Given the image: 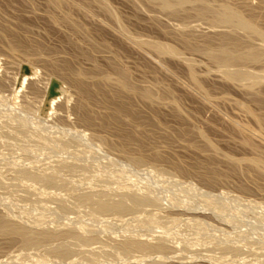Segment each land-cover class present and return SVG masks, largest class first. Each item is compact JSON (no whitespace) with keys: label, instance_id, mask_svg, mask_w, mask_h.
<instances>
[{"label":"rangeland","instance_id":"1","mask_svg":"<svg viewBox=\"0 0 264 264\" xmlns=\"http://www.w3.org/2000/svg\"><path fill=\"white\" fill-rule=\"evenodd\" d=\"M104 1L0 0V219L61 231L1 232L0 264H264V0ZM130 191L157 202L76 201Z\"/></svg>","mask_w":264,"mask_h":264},{"label":"bare ground","instance_id":"2","mask_svg":"<svg viewBox=\"0 0 264 264\" xmlns=\"http://www.w3.org/2000/svg\"><path fill=\"white\" fill-rule=\"evenodd\" d=\"M61 0H53V2L54 3H59ZM184 0H176V2H178V3H182ZM103 2V1H102ZM104 2H106V0L104 1ZM107 3V2H106ZM173 3H172V1H170V0H165L164 1V5L165 6H169V5H172ZM59 6V5H58ZM224 16V18L223 17H221V18H223V21H225V22H228V23H232V24H234V25H237V24H240V26L241 25H244V28H245V26H246V21L245 20H238V21H230V19L229 18H231V16H236V14L234 13V12H229V11H225V15H223ZM236 22H237V24H236ZM74 24V23H73ZM248 28V27H247ZM76 30V29H75ZM252 30H255V29H253L252 28ZM126 37V36H125ZM132 41V40H131ZM155 42V41H154ZM153 43V42H152ZM159 43V42H158ZM150 44H151V42H150ZM155 44V43H154ZM157 45H159V44H156V46ZM161 45V44H160ZM166 45V44H165ZM158 47V46H157ZM161 47V46H160ZM160 47H158V48H160ZM170 47V46H169ZM164 48V47H163ZM166 48V47H165ZM157 49V48H156ZM168 49V48H167ZM171 49V48H170ZM160 50V49H159ZM223 50V49H222ZM164 51H166L167 52V50H164ZM165 52V53H166ZM175 53H176V51H174ZM223 52V53H222ZM221 53L222 54H224V55H221L220 53V55H219V57L217 58L219 61L218 62H221V63H223V65H225V66H227V69H228V66L229 65H231L232 63H234V62H236V53L235 54H230V53H228L227 51H225V49L222 51ZM225 52H226V56H225ZM171 53V52H170ZM172 54V53H171ZM175 56V55H174ZM177 56V55H176ZM215 56V57H216ZM254 55H252V57H253ZM239 58H238V60H242L245 56H238ZM252 57H250L249 56V58H252ZM255 57H257V56H255ZM258 58V57H257ZM255 59V58H254ZM243 61V60H242ZM10 62V61H9ZM238 63V62H237ZM240 64V63H239ZM219 65V64H218ZM223 65H221L222 67H223ZM237 65V64H236ZM242 65V64H241ZM221 66H220V69H221ZM233 66V65H232ZM16 67H17V65H16ZM235 70V69H234ZM249 70V69H248ZM248 70H244V68L243 69H238V70H235V71H231V70H227V76L229 77V78H231V79H238V80H240L241 78H244L245 80H246V78H247V80H252V81H255L256 80V75L253 73V72H250V71H248ZM16 71V70H15ZM225 71V70H224ZM120 72V71H119ZM75 73V72H74ZM77 73V72H76ZM121 74V73H120ZM125 73H123V75L121 74L118 78H119V86H121L122 88H131L130 86L131 85H129V83H128V81H127V78L125 77V75H124ZM108 75V74H107ZM258 75V74H257ZM77 76V75H76ZM79 76V75H78ZM106 76V75H105ZM193 77H194V75H192ZM261 76V75H260ZM109 77V76H108ZM81 78V77H80ZM107 78V77H106ZM105 78V79H106ZM117 78V79H118ZM249 78V79H248ZM24 79V78H23ZM76 79V78H75ZM74 79V80H75ZM116 79V80H117ZM258 80H259V75H258V78H257ZM109 81H110V79H108ZM22 81H24V80H22L21 79V81L20 82H22ZM33 81V80H32ZM82 81V80H81ZM80 81V82H81ZM19 82V83H20ZM79 82V83H80ZM34 84V83H33ZM82 84V83H81ZM78 86V85H77ZM79 88H81L80 90L82 91V93L87 97V96H91L90 94H88V91L83 87V85L81 86V85H79L78 86ZM135 89V88H134ZM132 90V89H131ZM200 93V92H199ZM141 94H143V96L145 97V98H148V99H151L152 97H153V95H154V93H153V91H151L150 89H145ZM8 116V115H7ZM34 117V116H33ZM10 122V121H9ZM17 123V122H16ZM6 125V124H5ZM12 125V124H11ZM20 125V124H19ZM36 127V126H35ZM51 128V127H50ZM19 129V128H18ZM25 129V128H24ZM17 130V129H16ZM40 130V129H39ZM50 130V129H49ZM7 132V131H6ZM34 132V131H33ZM59 132V131H58ZM8 133V132H7ZM6 133V134H7ZM5 134V135H6ZM33 135V134H32ZM53 135V134H52ZM257 135V134H256ZM24 136H25V134H24ZM43 136V135H42ZM65 136V135H64ZM260 136H262V135H260ZM23 138V137H22ZM41 138H43V137H41ZM40 138V139H41ZM61 138V137H60ZM64 138V137H63ZM1 140V139H0ZM24 140H25V138H24ZM29 140V139H28ZM44 140V139H43ZM46 140V139H45ZM262 140V139H261ZM70 141V140H69ZM10 142V141H9ZM34 142V141H33ZM25 143V142H24ZM29 143V142H28ZM80 146V145H79ZM1 147V146H0ZM24 149V148H23ZM25 151V150H24ZM132 158V157H131ZM132 160L134 161V163H139V164H142L144 161H143V157H136L135 156V158H132ZM258 160V159H257ZM256 160V161H257ZM262 160V159H261ZM260 160V161H261ZM20 161V160H19ZM260 161H257V162H260ZM119 162V161H118ZM255 162V161H254ZM116 163V162H115ZM124 164V163H123ZM259 164V163H258ZM264 164V163H263ZM14 165H16V164H14ZM140 166V165H139ZM264 166V165H263ZM126 167V166H125ZM22 170V169H21ZM20 171V170H19ZM89 171V170H88ZM6 172V171H5ZM22 173V172H21ZM27 173H29V172H27ZM18 174V173H17ZM31 173H29V175H30ZM19 175V174H18ZM28 175V176H29ZM6 176V175H5ZM17 176V175H16ZM31 176V175H30ZM54 176V175H53ZM84 176V175H83ZM18 177V176H17ZM32 177V176H31ZM49 177V176H48ZM47 177V178H48ZM51 177V176H50ZM44 178V177H43ZM54 178V177H53ZM7 179V178H6ZM36 179V178H35ZM50 179V178H49ZM49 179H47V180H49ZM52 179V178H51ZM50 179V180H51ZM85 179V178H84ZM53 180V179H52ZM51 180V181H52ZM55 180V179H54ZM54 180H53V182H54ZM3 181V180H2ZM51 181H49V182H51ZM11 182V181H10ZM56 182V181H55ZM25 183V182H24ZM52 183V182H51ZM53 184V183H52ZM51 184V185H52ZM50 185V186H51ZM58 185V184H57ZM3 186V185H2ZM6 186V185H5ZM5 186H4V188H5ZM26 190V189H25ZM90 191V190H89ZM7 192V191H6ZM103 192V191H102ZM121 192V191H120ZM131 192V191H130ZM17 193V192H16ZM89 193V194H88ZM87 194H81V195H79L78 196V198L76 199V201L78 200H80L81 202H85V204L86 203H88V204H93V206L92 207H90L91 208V210H89V211H92L93 212V214H96V212H98V213H101V214H105V213H116V214H123V213H128V211H131V210H133V209H141V207L143 208V207H147V206H151V204H156V202H157V200H154L152 197H148V196H145V195H142L141 193H138V192H131V193H127V194H125V195H118V197L115 195H112V196H110V195H108V194H105V193H97L96 194V192H88ZM92 193V194H91ZM108 193V192H107ZM13 194V193H12ZM119 194V193H118ZM60 196V195H59ZM160 197V196H159ZM15 201V200H14ZM19 201V200H18ZM26 201V200H25ZM77 201V202H78ZM79 201V203H81ZM156 201V202H155ZM166 201V200H165ZM77 202H76V204H74V201H73V204L76 206L77 205ZM78 203V204H79ZM72 204V205H73ZM83 204V203H82ZM82 204H80V205H82ZM84 205V204H83ZM158 205V204H157ZM157 205H156V207H157ZM160 205H161V203H160ZM10 206V205H9ZM79 206V205H78ZM63 207V206H62ZM61 207V208H62ZM72 207V206H71ZM70 207V208H71ZM161 207V206H160ZM58 208V207H57ZM92 208H94V211L92 210ZM162 209V208H161ZM66 210V209H65ZM72 210V209H71ZM74 210V209H73ZM136 210V211H137ZM150 210V209H149ZM70 211V210H69ZM139 211H141V210H139ZM91 212V213H92ZM95 212V213H94ZM132 212V211H131ZM151 212V211H150ZM5 213V212H4ZM63 213H64V211H63ZM97 213V214H98ZM137 213V212H136ZM145 213H147V212H145ZM131 214V213H130ZM140 214V213H139ZM157 214V213H156ZM100 215V214H99ZM165 215V214H164ZM162 217V216H161ZM4 218V217H3ZM3 218H1L0 219V233L1 232H5V233H10V234H15V235H18L19 237H21L22 238V240H23V242L26 244H24L25 246H27L28 244L29 245H33V242L34 241H36V242H38L37 240H35V238L36 239H44V242H46V240H48L49 241V239H51V241H52V238L51 237H53L54 236V238H56L57 237V239H58V237L59 236H56V234L57 233H60L61 231H60V229H59V232H57V231H51V232H45V233H41L40 235L41 236H39V238H38V235H33L32 236V232L31 231H29V230H27L26 228H24V227H22L20 224H16V223H13V222H8V221H5V220H2ZM10 220V219H9ZM231 221V220H230ZM239 225V224H238ZM59 226V225H58ZM63 229V228H62ZM71 229V228H70ZM44 232V231H43ZM40 233V232H39ZM63 233V232H62ZM66 233V232H65ZM69 232H67V234H68ZM74 233V232H73ZM66 234V235H67ZM70 234H71V232H70ZM79 235V234H78ZM77 235V236H78ZM81 235V234H80ZM34 236H36V237H34ZM56 236V237H55ZM65 236V235H64ZM61 237H63L62 236V234H61ZM71 237V236H70ZM82 237V236H81ZM131 237V236H130ZM49 238V239H48ZM53 238V239H54ZM78 238H80V237H78ZM95 238V237H94ZM65 239V238H64ZM83 239V238H82ZM129 239V238H128ZM127 239V240H128ZM132 239V238H131ZM134 239V238H133ZM59 240V239H58ZM84 240V239H83ZM98 240V239H97ZM126 240V241H127ZM142 240V239H141ZM141 240H137V241H131V240H128V242H124V243H122V244H119L120 245V247L122 248V249H124V250H126V251H128V250H131V249H133V247L135 248H139V249H142V248H146V249H148V248H151V249H157L158 251L159 250H164L165 249V246L166 245H163V243H159L158 245H150L149 243H146V242H144V241H141ZM146 240V239H145ZM77 241V240H76ZM89 241V240H88ZM102 241V240H101ZM39 242H40V240H39ZM39 242H38V245H41V244H39ZM42 242V241H41ZM57 242V241H56ZM71 242V241H70ZM83 242V241H82ZM87 242V241H86ZM90 242V241H89ZM59 243V242H58ZM84 243H85V241H84ZM101 243V242H100ZM157 243V242H156ZM63 244H65V243H63ZM75 243H73V245H74ZM93 244V243H92ZM36 245V243L34 244V246ZM44 245V244H43ZM50 245V244H49ZM68 245V244H67ZM77 245V244H76ZM80 245H82V243L80 244ZM37 246V245H36ZM35 246V247H36ZM47 246V245H46ZM53 246V245H52ZM59 246H61V244L59 245ZM58 246V247H59ZM83 246H84V244L81 246L82 248H83ZM101 246H102V244H101ZM107 246H108V244H107ZM43 247V246H42ZM167 247V246H166ZM44 248V247H43ZM53 248V247H52ZM52 248H50V249H52ZM75 248V247H74ZM73 248V249H74ZM93 248V247H92ZM116 248V247H115ZM223 248V247H222ZM76 249V248H75ZM79 249V248H78ZM121 249V250H122ZM234 249V248H233ZM233 249H232V251H233ZM71 250V249H70ZM85 250H89V249H87V247L85 248ZM103 250V249H102ZM223 250V249H222ZM227 250V249H226ZM231 250V249H230ZM236 250V249H235ZM235 250L233 251V253L235 252ZM52 251V250H51ZM72 251V250H71ZM98 251V250H97ZM112 251V250H111ZM156 251V250H155ZM48 252V251H47ZM58 254L59 255H66L67 254V252H68V249L66 248V246H64V247H62V248H59L58 249ZM104 252V251H103ZM110 252V251H109ZM227 252H229V251H227ZM49 253V252H48ZM69 253V252H68ZM101 253V252H100ZM230 253V252H229ZM55 254V253H54ZM85 254V253H84ZM87 254V253H86ZM110 254V253H109ZM102 255V254H101ZM56 256V255H55ZM107 256V255H106ZM61 258V257H60ZM109 258V257H108Z\"/></svg>","mask_w":264,"mask_h":264}]
</instances>
